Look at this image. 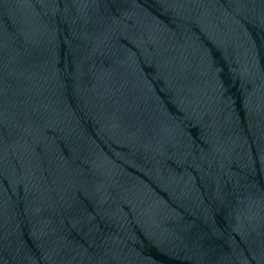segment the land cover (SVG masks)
Returning a JSON list of instances; mask_svg holds the SVG:
<instances>
[{
    "label": "water",
    "instance_id": "water-1",
    "mask_svg": "<svg viewBox=\"0 0 264 264\" xmlns=\"http://www.w3.org/2000/svg\"><path fill=\"white\" fill-rule=\"evenodd\" d=\"M0 264H264V0H0Z\"/></svg>",
    "mask_w": 264,
    "mask_h": 264
}]
</instances>
